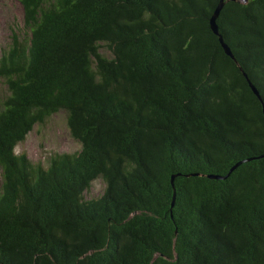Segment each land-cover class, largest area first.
<instances>
[{
	"label": "trees",
	"instance_id": "trees-1",
	"mask_svg": "<svg viewBox=\"0 0 264 264\" xmlns=\"http://www.w3.org/2000/svg\"><path fill=\"white\" fill-rule=\"evenodd\" d=\"M18 1L0 264H264V0L221 9L234 58L210 27L220 0ZM59 112L79 151L46 166L15 152Z\"/></svg>",
	"mask_w": 264,
	"mask_h": 264
},
{
	"label": "rangeland",
	"instance_id": "rangeland-1",
	"mask_svg": "<svg viewBox=\"0 0 264 264\" xmlns=\"http://www.w3.org/2000/svg\"><path fill=\"white\" fill-rule=\"evenodd\" d=\"M22 6L18 0H0V55L10 42L11 33L22 22ZM108 54L107 50H103ZM7 93L6 86L0 80V98ZM80 150V144L73 140L66 125L64 112L51 116L43 124H37L28 133L26 139L15 147L16 153L25 152L33 162L47 165L48 158L55 153H74ZM1 183V170H0ZM105 184L97 178L92 181L84 193L85 199L101 195Z\"/></svg>",
	"mask_w": 264,
	"mask_h": 264
},
{
	"label": "water",
	"instance_id": "water-1",
	"mask_svg": "<svg viewBox=\"0 0 264 264\" xmlns=\"http://www.w3.org/2000/svg\"><path fill=\"white\" fill-rule=\"evenodd\" d=\"M227 1H232V0H220V1L218 2L217 6H216L215 9H214V12H213L212 16L210 17V27H211L212 31L214 32V34H216V35L218 36V39H219V41H220V43H221V46L223 47L225 53H226L228 56H230L231 58H234V56H233V54H232V52H231L229 46L225 43V41H224L222 35L220 34V32H219V30H218V25H217V18H218V16H219L220 11H221V9L223 8L225 2H227ZM250 85H251V88L253 89V91L258 95V92H257L256 88L254 87V85H252V83H250ZM261 156H264V154L261 155ZM243 162H245V160L240 161V162H237L234 166L231 167V169H230V170L228 171V173L225 174V175L208 174L207 176H208L209 178L225 179V178H227V177L230 175V173H231L235 168H237V167H238L241 163H243ZM175 176H176V174H173V175L171 176V183H172V186H173V200H172V206L174 205V201H175V188H174V184H173V181H174V177H175Z\"/></svg>",
	"mask_w": 264,
	"mask_h": 264
}]
</instances>
